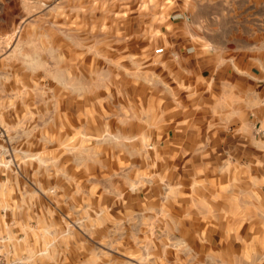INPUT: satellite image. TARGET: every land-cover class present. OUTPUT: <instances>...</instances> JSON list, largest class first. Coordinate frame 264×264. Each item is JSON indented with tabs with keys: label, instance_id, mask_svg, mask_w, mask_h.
<instances>
[{
	"label": "rangeland",
	"instance_id": "obj_1",
	"mask_svg": "<svg viewBox=\"0 0 264 264\" xmlns=\"http://www.w3.org/2000/svg\"><path fill=\"white\" fill-rule=\"evenodd\" d=\"M188 2L0 0V241L10 264H201L202 245L225 241L231 186L207 180L212 154L183 151L181 123L167 122L165 91L156 95V50ZM215 194L221 216L198 217Z\"/></svg>",
	"mask_w": 264,
	"mask_h": 264
},
{
	"label": "crops",
	"instance_id": "obj_2",
	"mask_svg": "<svg viewBox=\"0 0 264 264\" xmlns=\"http://www.w3.org/2000/svg\"><path fill=\"white\" fill-rule=\"evenodd\" d=\"M187 4L188 16L173 24L157 53L165 85L156 95L165 91L167 122L181 123V134L173 137L184 139L183 151L212 154L213 177L207 180L231 186L224 197L231 219L220 235L225 241L202 245L201 264H264V0ZM223 169L229 178H222ZM220 196L206 199L213 204L197 216L220 217Z\"/></svg>",
	"mask_w": 264,
	"mask_h": 264
},
{
	"label": "built area",
	"instance_id": "obj_3",
	"mask_svg": "<svg viewBox=\"0 0 264 264\" xmlns=\"http://www.w3.org/2000/svg\"><path fill=\"white\" fill-rule=\"evenodd\" d=\"M163 52V49H157L156 53H161ZM2 241H0V264H10L9 260H8V253H2Z\"/></svg>",
	"mask_w": 264,
	"mask_h": 264
}]
</instances>
